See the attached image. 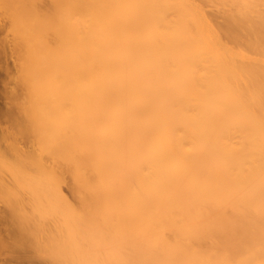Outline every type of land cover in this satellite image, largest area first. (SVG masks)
I'll use <instances>...</instances> for the list:
<instances>
[{
    "label": "bare ground",
    "instance_id": "1",
    "mask_svg": "<svg viewBox=\"0 0 264 264\" xmlns=\"http://www.w3.org/2000/svg\"><path fill=\"white\" fill-rule=\"evenodd\" d=\"M0 18L38 144L5 165L0 243L41 264H264V0H0Z\"/></svg>",
    "mask_w": 264,
    "mask_h": 264
},
{
    "label": "rangeland",
    "instance_id": "2",
    "mask_svg": "<svg viewBox=\"0 0 264 264\" xmlns=\"http://www.w3.org/2000/svg\"><path fill=\"white\" fill-rule=\"evenodd\" d=\"M6 34L7 30L4 21L0 18V41H3V38L8 37ZM12 58L13 56L9 51L0 53V184L3 180H10V174L7 172L8 170H6L5 165L8 164V162L9 164L12 162L13 149L15 147L37 149L38 146L37 135L33 131V128L29 126L25 114L19 108L12 106L10 94V89L13 86V83L11 82V74L14 72ZM37 158L38 157L33 158L25 166V171L32 175L34 179H40L43 175L37 167ZM54 184L55 183L51 186ZM53 188H55V186H53ZM63 189L68 193L67 184H63ZM6 209L7 206L5 200H3V197L0 194V214ZM5 228H7V224L0 218V233H4ZM12 241L13 239L8 238L0 243V264H3V262L4 264L42 263L41 259L33 253L35 250L32 249V247L13 249V247H11Z\"/></svg>",
    "mask_w": 264,
    "mask_h": 264
}]
</instances>
